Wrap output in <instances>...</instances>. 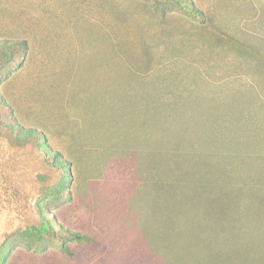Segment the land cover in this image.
<instances>
[{
    "label": "rangeland",
    "instance_id": "rangeland-1",
    "mask_svg": "<svg viewBox=\"0 0 264 264\" xmlns=\"http://www.w3.org/2000/svg\"><path fill=\"white\" fill-rule=\"evenodd\" d=\"M185 1L195 10L0 0V39L29 42L0 72L7 264H264V189L230 192L235 215L222 240L219 204L195 199L186 210L191 187H169L180 175L169 161L190 153L219 154L216 170L224 153L237 156L249 162L242 174L264 183V0ZM228 36L262 53L237 51ZM16 120L46 140L11 136ZM65 162L72 183L58 199ZM249 205L251 220L240 212ZM37 206L58 217V233L91 240L37 234Z\"/></svg>",
    "mask_w": 264,
    "mask_h": 264
},
{
    "label": "trees",
    "instance_id": "trees-1",
    "mask_svg": "<svg viewBox=\"0 0 264 264\" xmlns=\"http://www.w3.org/2000/svg\"><path fill=\"white\" fill-rule=\"evenodd\" d=\"M157 7L163 13H166L168 9L173 8H181L184 7L186 9L195 10L194 4L187 3L185 0H155ZM228 43L237 51H244L247 54L253 55L254 57L259 56L262 52L261 50L244 41H241L235 37L228 36ZM29 52V42L27 39H15V40H1L0 39V72H8L9 67H12L14 64L19 62V60L23 59L27 53ZM7 74V73H6ZM0 97L4 98L2 94ZM3 102V100H2ZM5 105L4 103H2ZM6 106V105H5ZM8 107V106H6ZM8 126V125H7ZM9 132L11 136H16V138L21 139L19 132L25 130L28 132V136L32 138V141L36 144H40L46 140L45 135L38 128L30 126L26 127L19 120H16L12 127H9ZM219 155V154H217ZM217 155H209L204 156L203 159L201 156L195 154H187L185 159L175 155L171 158V162L169 161V167L171 165V170L177 169L180 173L179 178L176 181L169 183V187H174L178 189L179 187H191L188 188L190 191L185 195V199L183 198V202L187 207L190 208L191 203L196 199H205L206 206L208 208L213 207L212 203L216 202L219 204V212L221 215L220 218H217L220 222L217 227H219L218 236L222 240H224L223 234H227L224 230L229 228L232 229L228 224V219H230L233 215H235L234 211V203L231 202L230 192L239 188H251L256 190V192L261 193L264 189V183L259 181H249L250 179L247 176L242 174L241 168L246 165L248 166V161L244 159H239L237 156L229 155L228 153H224L223 155L227 157V160L222 164L219 162V167L216 170L215 166L212 164L216 161ZM201 158V159H200ZM209 164H211L209 166ZM236 164V165H235ZM69 164L65 162L60 166L61 172V188L58 189V193L56 198L63 199L69 198V185L72 183V177L69 173ZM175 168V169H174ZM245 172V171H244ZM251 178V176H249ZM251 180H253L251 178ZM207 197L209 200H207ZM258 202L259 208H264V197L257 196L256 198ZM253 208L249 205L242 209L240 212L241 215L245 219H253ZM206 215H212V211L208 210ZM213 216V215H212ZM36 218L38 219L39 224L33 226L37 234H48L52 236H58L59 238L71 237L73 239H82L86 241H90L91 237L87 236V234H81L76 232H69V234H63V232L58 233L57 229V221L58 217L51 214L48 207L37 206ZM224 221L222 223L220 220ZM213 226L207 225L206 230L210 229ZM215 227V226H214ZM223 228V232H220V229ZM226 236V235H225ZM223 237V238H222ZM227 237H225L226 240ZM12 242V241H11ZM260 247L264 248V244L260 243ZM10 240H5L4 244L0 246V264H7V255L6 251L10 247ZM209 245H212L210 242H206V249H211ZM247 249H251L252 247L246 245Z\"/></svg>",
    "mask_w": 264,
    "mask_h": 264
}]
</instances>
